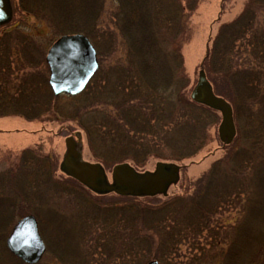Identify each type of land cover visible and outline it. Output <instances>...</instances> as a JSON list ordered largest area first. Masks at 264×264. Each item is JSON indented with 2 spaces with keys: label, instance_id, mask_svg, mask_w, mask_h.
I'll use <instances>...</instances> for the list:
<instances>
[{
  "label": "trees",
  "instance_id": "obj_1",
  "mask_svg": "<svg viewBox=\"0 0 264 264\" xmlns=\"http://www.w3.org/2000/svg\"><path fill=\"white\" fill-rule=\"evenodd\" d=\"M198 1L20 0L22 12L36 21L60 30L59 34L81 33L93 43L99 67L84 90L70 96L71 100L80 99V104L71 109L66 105V109L84 130L90 148L104 150L90 151L103 166L128 162L139 168L149 157L176 162L193 156L206 144L208 128L218 122V116L215 110L190 99L179 49L188 16ZM263 14L264 0H247L235 18L219 25L204 57L207 79L215 94L231 103L236 125L242 113L239 105L251 109L264 102ZM35 38L27 21L7 25L0 32V99L6 100L0 108L17 109L0 111V115L15 113L33 120L44 113L55 116L62 111L48 82L43 85L39 71L42 52ZM258 127L264 132V124ZM262 131H252L244 145L238 127L232 151L212 163L194 182V194L183 202L181 196L160 202L154 200L155 196L115 194L117 200L101 205L107 194L95 197L85 192L84 200L94 204L87 202L89 208L78 213L77 220L85 223L83 232L72 233L69 229L60 236L67 251L76 253L70 258H79L84 264H118L125 257L137 264L151 259L176 264L156 249L181 238L198 239L206 231L201 238L203 245L197 249L207 258L200 262L238 264L240 256L247 253L243 243L248 231L230 228L225 237L220 228L215 229L217 225L208 227L211 223L207 216L227 204L240 206L244 214L261 209L252 197L255 186L264 190V151H255L263 146ZM259 152L263 157L256 163ZM21 159L25 162L26 158ZM36 168L30 182L33 190L29 191L23 189H27L23 179L17 184V169L10 168L0 175V232L13 221L12 217L6 219L13 203L9 196L21 200L34 193L51 204L60 203L64 193L55 182L53 190L51 172L47 171L46 176L41 165ZM66 182L72 187L77 185ZM181 211L184 223L179 220ZM31 213L40 222L38 213ZM192 220L196 225L191 226ZM95 225L97 232L90 233L85 244L86 227L94 229ZM139 256L142 258L138 261Z\"/></svg>",
  "mask_w": 264,
  "mask_h": 264
},
{
  "label": "rangeland",
  "instance_id": "obj_2",
  "mask_svg": "<svg viewBox=\"0 0 264 264\" xmlns=\"http://www.w3.org/2000/svg\"><path fill=\"white\" fill-rule=\"evenodd\" d=\"M10 1L12 7V19L8 25L17 24L20 21H27L30 28L34 31V34L37 35V38H35L34 41L39 43L42 52L39 56V71L42 75V80H44V85L48 78V66L45 61L48 47L60 36L73 33L59 34L57 31L60 30L47 27L45 24L36 21L33 16L22 12V8L19 7L20 0ZM246 2L247 0H199L194 10L189 14L186 34L179 47L184 73L189 83L185 89L189 97L192 88L196 84L200 67L202 66L204 69V57L207 51L211 48L213 38L219 25L235 18L242 11ZM260 18L264 19V14L261 15ZM4 27L5 25L0 28V32ZM96 55L98 58L97 52ZM12 79L13 78H11L10 81H13ZM58 99L57 107L62 106V111L55 116H49L48 113H44L39 119L27 120L21 115L15 113L0 115V175L10 168L13 170L15 169V171L17 169V172L14 174V178L17 179V184L23 179V182H25V186L27 187V189H23L29 191L32 189V183L30 182H32L34 178H32V176L37 169L36 165L37 167L41 165L42 173L46 174L47 171L48 173L51 172L53 183L55 182L59 188L58 190L64 193L62 199L59 200L60 203L54 204L39 199L34 193H32V195L28 194L27 196H22L23 198L21 200L19 198L14 200L12 196H9L10 201L12 199L13 203L11 201L12 210L7 213L6 219L12 217L13 221L11 224L5 225V229L0 232V264H27L9 252L6 247V239L11 233L16 221L25 214H32V211L37 212L40 217V222L39 219H37L38 228L45 244V251L39 261L35 264H84L79 258H76L77 260L70 258L72 253H76L67 251L60 236H62L66 230L70 229L72 233H76L77 230L80 231L84 227L85 223L82 224L77 220L78 213H82L83 210L85 211L86 208H89L87 205L90 206V204H86L87 202L94 204V202L89 199L88 201L84 200V195H86L85 192L90 196H95V194L88 191V189L80 183L68 178L62 171H60L59 164L65 151L64 139L67 136L71 135L75 137L76 141L81 144L82 158L84 160L97 162L90 151H99L103 149L97 146L90 148L85 132L79 122L76 121V119L74 120L70 118L72 115L70 109L75 104L79 105L80 99H78V101H76V99L71 100L72 98H70V96L68 97L64 95L57 96V100ZM5 103V99H0V105ZM66 105L70 107V109H66ZM239 106L238 111L239 113H242L237 117V119H239L237 125L233 108L232 116L234 124L236 125V132H238L239 127L240 138H243H241L242 144L247 145L252 131H262L258 126L264 124V102L260 107L253 105L251 109L239 108ZM16 110L17 109L13 107H8L7 110L0 108V111ZM216 113L218 116V122L212 124L208 128V140L206 144L193 156L176 161V163L181 166L177 183L169 187L167 195H157L154 200L157 199V201L162 202L166 199H174L181 196L180 202H183V199L194 194V182L211 168L212 163L222 158L229 151H232V143L224 146L218 139L217 127L220 121V114L217 111ZM261 141L263 146H260L259 150L255 148V151H264V142L263 140ZM24 157L26 158L25 162H22L21 158ZM31 157H34V159L32 161H27V158ZM262 157V154L259 152L258 158L255 156V159L257 158L256 163L259 162ZM156 161L157 159L149 157L142 167L135 168V170L152 171ZM103 167L110 180L111 166ZM66 181L73 182L74 184L77 183V185L75 184L72 187ZM55 183L53 185V190L55 189ZM33 184L34 187L37 186L34 182ZM254 184L255 183H253V185ZM95 197H97V195ZM104 198L105 199H102L99 204L109 205L117 200L115 194H107ZM241 198L243 199V197ZM252 199L253 203L255 202L261 205V209L259 207L258 209H254V211H247V213L244 214V212L240 210V206L236 204V206L227 204L222 205L221 208L217 207L216 212H211V214L207 216L210 218L209 223H211L208 227L217 225L215 229L220 228L221 234L225 237L227 235L226 233H229L231 229H243L248 231L251 235L249 237V234L247 233L248 236L243 243V250H246L247 253L245 257L243 254L240 256L241 262L238 264H264V190H261V186H255ZM154 200L152 201L155 202ZM81 201L84 204H80ZM149 202L151 201H148V204ZM51 208H53L51 212L48 211ZM49 213L52 215L50 216ZM182 215L183 211L180 212V223H184L185 220ZM192 217L195 218L194 216ZM194 222L195 221L192 220L191 226L193 224L196 225ZM55 225H57V227ZM93 231L97 232L96 225L94 226V229L86 227L84 238L85 244L87 236ZM205 234L206 231H202L198 235V239L181 238L179 242L176 243H165L161 248L156 249V253H160L167 261L175 262L176 264H205L200 262V260H205L207 256L204 258L202 256L204 255L203 252H200L197 249V247L203 245V243H201V238H203ZM195 240L197 241L195 242ZM80 247L82 248V244ZM81 248L76 250L79 252ZM130 249L131 246H129V250ZM58 258L61 261L58 260ZM141 258L142 256H139L138 261ZM129 259L131 258L127 259L125 257L124 260H119L118 264H137L134 259V262ZM159 262L167 264L164 263V261Z\"/></svg>",
  "mask_w": 264,
  "mask_h": 264
},
{
  "label": "water",
  "instance_id": "obj_3",
  "mask_svg": "<svg viewBox=\"0 0 264 264\" xmlns=\"http://www.w3.org/2000/svg\"><path fill=\"white\" fill-rule=\"evenodd\" d=\"M11 18V1L0 0V26L9 23ZM45 61L49 70L48 84L54 96L80 93L99 66L93 44L81 33L66 34L56 39L48 48ZM190 98L219 112L218 138L223 145L231 143L236 135L232 107L227 100L214 93L202 67ZM64 143L60 170L97 194L114 192L121 196H165L169 187L179 179L180 165L156 161L152 171H137L128 162L117 163L111 168L109 181L100 163L82 158V147L75 137H65ZM6 247L24 263L39 261L45 244L34 215L27 214L16 221L6 239ZM146 264L161 263L149 260Z\"/></svg>",
  "mask_w": 264,
  "mask_h": 264
}]
</instances>
